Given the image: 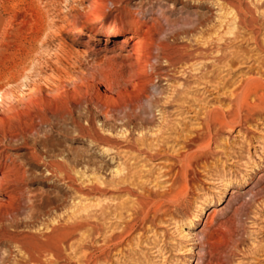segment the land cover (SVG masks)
Here are the masks:
<instances>
[{
    "label": "rangeland",
    "instance_id": "374dc122",
    "mask_svg": "<svg viewBox=\"0 0 264 264\" xmlns=\"http://www.w3.org/2000/svg\"><path fill=\"white\" fill-rule=\"evenodd\" d=\"M261 3L0 0V264L27 262L25 244L88 217L110 234L119 212L127 217L122 204L165 191L172 173L186 168L187 181L180 174L171 202L163 203L166 213L136 222L128 241L114 248L103 235L91 237L89 225L79 227L67 248L60 246L59 264H87L88 257V264H264V111L242 108L232 129L218 131L211 122V139L206 129L212 109L237 122L239 85L264 79V51L254 41L264 50ZM240 5L257 21L227 34L234 15L244 16ZM134 41L140 53L127 59ZM22 54L10 81L9 60ZM136 83H145L149 123L134 117L140 110L117 109L135 96ZM55 106L69 112L53 115ZM83 128L114 143H94ZM188 151L192 164L180 161ZM50 159L67 176L54 172ZM119 177L133 195L91 188Z\"/></svg>",
    "mask_w": 264,
    "mask_h": 264
},
{
    "label": "bare ground",
    "instance_id": "6f19581e",
    "mask_svg": "<svg viewBox=\"0 0 264 264\" xmlns=\"http://www.w3.org/2000/svg\"><path fill=\"white\" fill-rule=\"evenodd\" d=\"M260 3V2H259ZM264 3V0H262V3L261 4H263ZM239 9H238V12L239 13H242L244 16H241L240 15V17H236L235 15H234V17L232 18V23H233V28H231V29H229V31H228V33L227 34H232V32H233V30L235 29V27L234 26H238V24H243V25H246L247 27L249 26V25H253L254 23H255V21H257L256 20V18L254 17L255 16V14H254V16L252 15V13H251V11L249 10V9H247V8H245L244 6L242 7V5H240L239 7H238ZM261 8V7H260ZM258 12H260V11H258ZM261 13V12H260ZM239 15V14H238ZM257 17H259V15H257ZM260 17L262 18L261 20H264V12L263 13H261V15H260ZM259 21V20H258ZM257 23V22H256ZM261 24V23H260ZM245 26V27H246ZM220 39V38H219ZM220 41V40H219ZM254 41H255V45L260 49V51H264L263 50V48H261V44H260V42H259V40L258 39H254ZM126 43V41L125 40H121L120 41V44H118V48H122L123 47V45ZM140 42L139 41H134L133 43H132V49H131V51H129V52H131V53H127L124 57L125 58H127V59H131V57H132V55H137L138 53H140ZM22 51V50H21ZM24 54V53H23ZM23 54L20 56V58H16L17 60H14L15 59V57L13 58V59H11V60H9L10 61V64H9V72H11L12 73V71H16L17 69H19V67H22V65H23V63H24V60H25V57H23ZM26 55V54H25ZM12 56V55H11ZM17 57V56H16ZM136 57V56H135ZM9 59H10V56L8 57ZM260 59H262V61H263V64H264V57L263 58H260ZM6 60V59H5ZM256 60V59H255ZM260 61V60H259ZM262 61H261V63H262ZM7 62V61H6ZM8 63V62H7ZM212 63V62H211ZM210 63V64H211ZM8 65V64H7ZM54 65V64H53ZM94 66V65H93ZM56 67V66H55ZM108 68V67H107ZM27 69V68H26ZM250 69V68H249ZM141 71V70H140ZM14 74L12 73V75H11V77H10V81H16V78L13 76ZM26 76V75H25ZM144 76V75H143ZM19 77V76H18ZM137 85H136V93H135V96L133 97V96H130V97H133V98H130V100H128L127 101V99L125 100L126 102H122L123 104L121 105V103H119L118 105H120V106H118V108L117 109H122V110H124L125 109V111H126V109H128V110H140L139 111V113L138 114H134L133 116L136 118V119H138V120H140V122L143 124V123H149L150 122V120H149V118H147V117H144L143 115H145V114H147L148 113V110L147 109H145L143 106H142V101H143V99H146V100H148V97L147 96H145V94H144V91H145V83H140V84H138V83H136ZM133 87H134V85H133ZM239 87H240V90L239 91H237L235 94H234V98H233V101H234V105H235V109H236V111H237V114H236V118H237V115H238V121L236 122L235 120H234V118L232 117L231 119H228L227 118V116H226V114H225V112L224 113H221L220 112V117H218V115L219 114H217L216 113V111L215 110H210V111H208L207 112V114H206V119H207V127H206V129L208 130L207 131V135H208V133H209V135H210V125H211V122H214V123H217L218 124V126L219 127H215L216 128V130L218 129V128H224V127H226V128H228V129H232L235 125H239V123L241 122L240 121V112H241V110H242V108H244L246 111H247V114L248 113H252V112H256V111H258V112H263L264 111V92H263V90H264V79L263 78H249V79H246V80H244V81H242L241 82V85H239ZM236 90V89H235ZM230 96H232V95H230ZM251 96H253V98L252 99H250L251 98ZM60 103V102H59ZM58 103V105L57 106H59V105H61V103L59 104ZM170 103V102H169ZM232 103V102H231ZM57 104V103H56ZM55 104V105H56ZM52 108H54V110L55 109H57L56 108V106L55 107H52ZM43 110V109H42ZM53 110V112H51V113H53V115L55 114V115H59V116H61V117H64V114L68 111L69 112V109H64V108H62L61 110L59 109V110H55L54 111ZM43 111H45V110H43ZM232 111V110H231ZM244 111V110H243ZM41 112V111H40ZM67 114V113H66ZM107 114H108V112L106 111L105 112V114L104 115H106L107 116ZM228 114V113H227ZM242 114V113H241ZM43 115V114H42ZM41 115V116H42ZM229 115V114H228ZM233 115V114H232ZM44 116H45V114H44ZM234 116V115H233ZM41 118V117H40ZM43 118V117H42ZM43 120V119H42ZM205 124H206V122H205ZM213 124V123H212ZM216 125V124H215ZM214 125V126H215ZM54 126V125H53ZM213 126V127H214ZM56 128V127H55ZM82 128V127H81ZM214 128V129H215ZM57 129V128H56ZM92 129V128H91ZM225 129V128H224ZM83 130L86 132V133H84V135L85 134H87L90 138L89 139H92V141H94V143L95 142H98L99 144L100 143H103V144H106V146L109 148V147H111L112 146V144L111 145H109L110 143L109 142H111V139H109V138H105V136L103 137V136H99V135H96V133H95V131H93V130H90L89 128H83ZM218 131H219V129H218ZM212 133H213V131H212ZM79 135L81 134V133H78ZM130 135V134H129ZM199 135H202V133H198V134H196L194 137H193V139L192 140H190V143L192 144V142H196L197 141V139L199 138ZM211 135H213V134H211ZM211 135L210 136H208V137H210V139H211ZM86 136V135H85ZM87 137V136H86ZM121 137H123V141L124 142H127L128 144L130 143V141H131V139H129L128 137L129 136H123V134L121 135ZM144 137V136H143ZM82 138V137H81ZM116 138V137H115ZM140 140H142V139H140ZM139 140V141H140ZM90 141V140H89ZM116 141V140H115ZM138 141V140H137ZM200 141V140H199ZM113 142V141H112ZM111 142V143H112ZM132 142V141H131ZM211 142V141H210ZM114 143V142H113ZM138 143V142H137ZM141 143V142H140ZM198 143V142H197ZM131 144V143H130ZM129 144V145H130ZM133 144H134V146L136 147V145H138V144H136V143H134L133 142ZM142 144V143H141ZM113 145H115V144H113ZM132 145V144H131ZM143 145V144H142ZM115 147V146H114ZM137 148V147H136ZM143 148V147H142ZM110 149V148H109ZM109 149H108V151H109ZM140 149V148H139ZM145 149V148H144ZM159 149V148H158ZM111 150H112V148H111ZM138 152H140L138 149H136ZM142 150V149H141ZM106 151H107V149H106ZM146 151V150H145ZM144 151V152H145ZM158 151V150H157ZM160 151H161V149H160ZM143 152V151H142ZM141 153V152H140ZM149 153H150V151H149ZM193 151H188V152H185L184 154H183V156H182V158H180V161H182V163H185L186 161H188L189 163H191L192 164V158H193ZM154 154V153H153ZM156 154H159V153H156ZM160 155V154H159ZM144 156H145V154H144ZM148 158L150 159V157H153V156H155V155H152V154H148ZM88 157V156H87ZM147 157V156H146ZM195 157V156H194ZM53 159V158H52ZM55 159V158H54ZM84 159V158H83ZM74 160V159H73ZM45 161V160H44ZM51 163H50V165H52L51 166V168L53 167L54 168V172H58L59 174L60 173H62L63 174V177H65V176H67V174H66V172H64V168H62V165L61 164H59V163H56V162H54V161H51V159L49 160ZM49 161H48V163H49ZM56 161V160H55ZM185 161V162H184ZM181 163V162H180ZM45 164V163H44ZM182 165V164H181ZM184 166H185V164H184ZM181 167H183V166H181ZM67 168V167H66ZM118 168V167H117ZM185 168V167H184ZM53 170V169H52ZM122 169H115V171L114 172H116V173H119L120 171H121ZM191 172V171H190ZM192 172H193V170H192ZM121 173V172H120ZM187 173H188V170H187V168L186 169H177V171H175L174 173H172V175H171V177H170V183H169V185H168V187L166 188V190L165 191H163V192H157V193H155V192H152V193H147V192H145V193H147V194H143V197L141 198V197H136V201H134V204H132V205H130V207L128 206V205H124V204H122L121 202V204H122V209L121 210H124L125 212H128L127 213V217H122V211L121 212H119V214L118 215H120L119 216V219H121V221H118V218H116L117 219V221H116V223L114 224L115 225V227L112 229V231L110 232V234L109 233H107L108 235H105L104 233V231H103V226L100 228L99 226V228L97 227H95V225H94V223H92L93 221L92 220H90L89 219V217H88V219L85 221V222H75V223H73L72 225H70V224H68V225H65V226H61V227H52L50 230H49V234H47L46 236H44L43 237V239L42 240H35L34 242H32V243H28V244H25L24 246H23V251H24V253L26 254V256H27V262H16V263H14V264H59V261H60V259H61V256H60V254H61V248H60V246H63L64 244H65V242H66V240L68 239V237H71V235L73 234V232L77 229V231L79 230L78 228L79 227H82V226H85V225H89L90 227V233H89V235L91 236V237H93V234L95 233L96 235H103V239H102V241L107 245V243H108V246H111V247H119V245H121V244H124V242L126 241H128V238H129V236L132 234V232H134V230H135V225H137V223L136 222H140L141 223V225H144V223L147 221V219H149V217H150V220H154V219H156L158 216H160L161 214L160 213H164L165 212V210H164V207H163V203L167 200L168 201V199H169V197L171 198L172 196H173V189H174V186H175V184H177L178 182H177V179H178V176L180 175V174H183V178H186V175H187ZM54 174V173H53ZM58 174V175H59ZM194 174V173H193ZM120 175V174H119ZM71 176V175H70ZM70 176H68V177H70ZM121 176V175H120ZM192 176V175H191ZM58 177H60V176H58ZM72 178V177H71ZM124 178V177H123ZM123 178H121V177H119V179H118V181H113V180H111L110 181V183L108 182V183H104V182H99V181H97V183H99L100 185H101V187H99V186H94L93 185V187H91V188H94V189H96V190H98V191H103V193L105 192L106 193V191H107V185H108V187H109V185L110 186H115V187H117L120 191H125L126 193H129V194H131V195H133L132 193H134V192H132V188L130 189V188H128V187H124L123 186V183H125L126 182V180H124ZM70 179V178H69ZM69 179H68V181H69ZM74 179V178H73ZM73 179H71V180H73ZM80 179V178H79ZM114 179V178H113ZM192 179V178H191ZM61 180H62V176H61ZM70 180V181H71ZM184 180V179H183ZM66 181H67V178H66ZM101 181H103V180H101ZM185 181V180H184ZM186 181H187V178H186ZM191 181V180H190ZM105 182H107V181H105ZM186 183V182H185ZM127 184L130 186V184H129V181H127ZM126 184V185H127ZM132 184V183H131ZM184 184V183H183ZM82 185V184H81ZM90 185V184H89ZM186 184H184L183 186H185ZM92 186V185H91ZM135 186V185H134ZM113 189V188H112ZM117 189V191H119ZM96 190H94V192L96 191ZM134 190V189H133ZM144 190V189H143ZM148 190V189H147ZM146 190V191H147ZM93 190H91L90 192H92ZM148 191H150V190H148ZM179 191V190H178ZM97 192V191H96ZM110 192V191H109ZM113 192V191H112ZM98 193V192H97ZM102 193V194H103ZM108 193V192H107ZM114 193V192H113ZM121 193V192H120ZM105 195V194H104ZM168 197V198H167ZM117 198H119L118 196H117ZM173 200V199H172ZM166 201V202H167ZM170 201V200H169ZM168 201V202H169ZM3 202V201H2ZM124 202H126V201H124ZM171 202V201H170ZM173 202V201H172ZM128 204V203H127ZM117 205V204H116ZM126 206H128V207H126ZM91 207V206H90ZM111 207V206H110ZM115 207V206H114ZM117 207V206H116ZM118 207H119V205H118ZM120 207V208H121ZM101 209L103 208V207H100ZM104 208H105V206H104ZM106 209V208H105ZM105 209L103 210L104 212H108L107 210L105 211ZM110 209V208H109ZM108 209V210H109ZM115 209V208H114ZM117 209V208H116ZM119 211H120V209H118ZM82 211H83V209H82ZM92 211V210H91ZM116 211V210H115ZM93 212V211H92ZM92 212H90V213H92ZM95 212V211H94ZM104 212H97V213H100V215L99 216H101L102 217V219H104L103 217H104V215L106 214V213H104ZM112 212V211H111ZM124 212V213H125ZM118 213V212H117ZM166 213V212H165ZM95 214V213H94ZM112 214V213H111ZM110 213H108V215H111ZM126 214V213H125ZM75 215V214H74ZM93 215V214H92ZM117 215V216H118ZM87 216H88V214H87ZM94 216V215H93ZM112 216V215H111ZM110 216V217H111ZM114 216V215H113ZM116 216V215H115ZM85 217V216H84ZM101 217H99V218H101ZM83 218V217H82ZM87 217H85L84 218V220L86 219ZM92 218H94V217H92ZM97 218V217H96ZM105 218H106V215H105ZM159 219V218H158ZM83 220V221H84ZM101 220V219H100ZM106 220V219H105ZM111 220V219H110ZM114 220V219H113ZM150 220H148L149 222H150ZM72 221V220H71ZM92 221V222H91ZM104 221V220H103ZM95 222V221H94ZM152 222H154V221H152ZM96 223V222H95ZM98 223V222H97ZM148 223V222H147ZM99 224V223H98ZM112 225V224H111ZM140 225V224H139ZM113 226V225H112ZM88 227V226H87ZM111 227V226H110ZM109 227V228H110ZM103 228V229H102ZM82 229V228H81ZM106 229V228H105ZM108 229V228H107ZM88 234V233H87ZM88 236V235H87ZM89 237V236H88ZM91 237H90V239H91ZM101 237V236H100ZM102 238V237H101ZM95 239V238H94ZM92 240V239H91ZM87 241L89 242V240L87 239ZM103 243V244H104ZM91 244H92V242H91ZM103 244H102V248H103ZM89 245V244H88ZM67 246L68 245H66L65 244V247L67 248ZM69 248V247H68ZM99 249H101V248H99ZM104 249V248H103ZM102 250V249H101ZM105 250V249H104ZM107 250V249H106ZM100 251V250H99ZM90 252V251H89ZM90 253H92V252H90ZM105 253V252H104ZM106 254V253H105ZM109 254V253H108ZM91 255V254H90ZM92 255H93V253H92ZM102 255H103V253H102ZM87 256H89V255H87ZM96 256V255H95ZM84 258H86L85 256H83ZM102 257H105V256H102ZM108 257H110L109 255H108ZM108 257H106V258H108ZM45 258V260H43V259ZM90 258L91 257H88V262H89V260H90ZM87 260V259H86ZM84 261H85V259H84ZM88 262H87V264H88Z\"/></svg>",
    "mask_w": 264,
    "mask_h": 264
}]
</instances>
